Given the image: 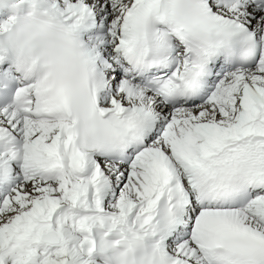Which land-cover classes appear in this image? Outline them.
Listing matches in <instances>:
<instances>
[{
    "label": "snow or ice",
    "instance_id": "1",
    "mask_svg": "<svg viewBox=\"0 0 264 264\" xmlns=\"http://www.w3.org/2000/svg\"><path fill=\"white\" fill-rule=\"evenodd\" d=\"M0 264H264V0H0Z\"/></svg>",
    "mask_w": 264,
    "mask_h": 264
}]
</instances>
